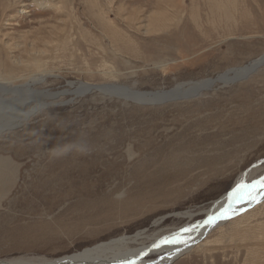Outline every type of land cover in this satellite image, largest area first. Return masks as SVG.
Returning a JSON list of instances; mask_svg holds the SVG:
<instances>
[{
    "label": "rangeland",
    "instance_id": "1",
    "mask_svg": "<svg viewBox=\"0 0 264 264\" xmlns=\"http://www.w3.org/2000/svg\"><path fill=\"white\" fill-rule=\"evenodd\" d=\"M263 55L264 0H0V83L26 92L13 116L35 108L0 131V261L35 264L202 220L172 213L207 208L264 165ZM226 72L176 102L116 92L184 89ZM246 211L170 264H264V203Z\"/></svg>",
    "mask_w": 264,
    "mask_h": 264
},
{
    "label": "bare ground",
    "instance_id": "2",
    "mask_svg": "<svg viewBox=\"0 0 264 264\" xmlns=\"http://www.w3.org/2000/svg\"><path fill=\"white\" fill-rule=\"evenodd\" d=\"M263 60L264 55L259 61ZM257 62L258 59L250 63V65L248 66L234 70L233 76L245 75L249 73L252 70L254 64H257ZM231 78L232 77L229 76V73L226 72L224 74L218 75L215 79L209 78L193 83L190 82L184 89L174 87L169 90L150 93L130 92L127 89L119 88L116 89V92L135 101H149V103H151L152 100H158L157 103H159L165 100V103H170L185 100L186 98L188 99L192 96L195 97L196 93H201L205 90V87H209V85L213 84L214 82L218 80L226 81ZM80 84V88L85 90L95 89L98 91H105L107 88H109V86L106 85L96 86L86 83ZM21 86L22 85H15L11 87L7 86L4 83H0V97L2 96V94L9 96L12 95V98L9 100H2L0 98V131L10 130L12 129V127H17L19 124L24 123L25 120L23 119H26L28 115L33 110H35V108H33L26 113H23L20 110L21 113L18 111L16 113L17 115L13 116L14 111L12 110H14L16 106L22 109L23 105L25 104V99L20 98L22 94H26V92L22 91L23 89ZM187 93L192 96H186ZM27 94L32 95L37 93L28 92ZM180 94H184V96L181 97ZM47 95L48 94L45 93L37 94V99H39L40 102V97ZM34 97L36 98V96ZM5 161L6 160L4 159H0V169H2L1 166ZM0 178H2V183L7 182L8 176L5 173V170H0ZM253 178H256L257 180H253ZM248 180H251L252 184L254 183L255 187H253L252 185V189L243 190V187L241 186L245 185L247 183L246 181ZM261 182H264V165H262V162H259L255 163L251 168L246 170L243 175H241V177L238 178L237 181L233 184L230 191L223 194L217 200L213 201L207 208H204L202 210L199 209L197 212L188 210L177 212L174 215L172 213V216L186 219L187 221L193 219L196 215L204 214L202 220L193 223L191 227L180 230V232L175 233L174 235L172 234L159 238L157 237L159 234V232H157L158 230L148 235H146L147 230H140L132 236L125 235L110 239L108 241L99 242L78 253L62 256L53 260H38L39 262L36 261L37 263L35 264H128L129 261H132L131 264H170L181 253L186 252L190 247L193 246V244L197 243V241H199L202 237H204V235L208 234L213 229H222L225 224L231 222L230 219L236 217L237 215L248 209L250 210L251 208L264 203V188L260 187ZM238 187L242 191L240 190L239 192H236V189ZM234 192H236L235 196H233ZM252 197H255V199H253ZM245 213H247V211ZM168 216L153 220L151 222L152 227L156 226L159 222L163 221ZM245 217L246 215L235 220L231 224L237 225L239 222H243ZM173 240L177 242H166ZM132 244H135L134 248H131L132 246L130 245ZM163 251H165L166 254L161 257H158L154 260L145 259V257H147L148 255L158 254L159 252ZM0 264H34V262L19 259L10 261L8 260L7 262L0 261Z\"/></svg>",
    "mask_w": 264,
    "mask_h": 264
},
{
    "label": "snow or ice",
    "instance_id": "3",
    "mask_svg": "<svg viewBox=\"0 0 264 264\" xmlns=\"http://www.w3.org/2000/svg\"><path fill=\"white\" fill-rule=\"evenodd\" d=\"M241 187H243V186H241ZM253 187H255V185H253ZM260 187H261V188H264V182H261V183H260ZM239 191H240V188L238 187V188L236 189V192H239ZM236 192L233 193V196L236 195ZM252 198L255 199V197H252ZM166 242H177V241L173 240V241H166Z\"/></svg>",
    "mask_w": 264,
    "mask_h": 264
}]
</instances>
